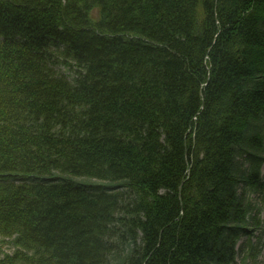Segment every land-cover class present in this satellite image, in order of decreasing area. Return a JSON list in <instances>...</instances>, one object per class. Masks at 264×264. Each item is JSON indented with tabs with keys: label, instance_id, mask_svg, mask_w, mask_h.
I'll return each mask as SVG.
<instances>
[{
	"label": "trees",
	"instance_id": "obj_1",
	"mask_svg": "<svg viewBox=\"0 0 264 264\" xmlns=\"http://www.w3.org/2000/svg\"><path fill=\"white\" fill-rule=\"evenodd\" d=\"M263 165L264 0H0V264H257Z\"/></svg>",
	"mask_w": 264,
	"mask_h": 264
},
{
	"label": "rangeland",
	"instance_id": "obj_2",
	"mask_svg": "<svg viewBox=\"0 0 264 264\" xmlns=\"http://www.w3.org/2000/svg\"><path fill=\"white\" fill-rule=\"evenodd\" d=\"M263 174H264V166H263ZM261 219L264 223V203H263V210H262V213H261ZM263 238H264V235H263ZM246 239L243 238L240 240L239 242V245H241ZM254 242H256V238L253 239ZM243 254V252L239 251V257H238V260H240V256ZM249 264H253V260H249ZM257 264H264V243L262 245V247L260 248V252L258 254V257H257Z\"/></svg>",
	"mask_w": 264,
	"mask_h": 264
}]
</instances>
